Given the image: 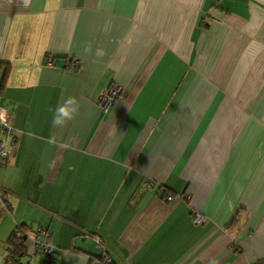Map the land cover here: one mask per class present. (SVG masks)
I'll use <instances>...</instances> for the list:
<instances>
[{
	"label": "crops",
	"instance_id": "obj_1",
	"mask_svg": "<svg viewBox=\"0 0 264 264\" xmlns=\"http://www.w3.org/2000/svg\"><path fill=\"white\" fill-rule=\"evenodd\" d=\"M0 107V264H264V0H0Z\"/></svg>",
	"mask_w": 264,
	"mask_h": 264
},
{
	"label": "built area",
	"instance_id": "obj_2",
	"mask_svg": "<svg viewBox=\"0 0 264 264\" xmlns=\"http://www.w3.org/2000/svg\"><path fill=\"white\" fill-rule=\"evenodd\" d=\"M53 58L52 54L46 56L44 60L45 65L49 67L53 66ZM71 65L72 68H78L81 65V61L73 60ZM120 91L121 89L119 87L112 86L108 90L101 92L98 98V103L101 108L105 110L107 105H110L116 98L120 97ZM17 138L18 131L11 123L10 111L0 107V168L7 166L10 158V149L16 144ZM182 198L184 200H188L189 195L183 194ZM172 199L173 198L170 195L165 196L166 201H172ZM0 201H2L1 197ZM207 222V217L202 213L198 211H194L192 213L191 223L193 226H203ZM41 232H43L42 229H37L33 232L31 229L21 230L18 226H16V230L13 234L19 239L23 246H26L28 242L32 244L33 252L43 256L42 264H56L54 246L46 240H41L39 236ZM7 261L11 262V264H22L12 252L7 254ZM90 261L92 264H114L113 258L105 248H102L101 253L98 256L90 257Z\"/></svg>",
	"mask_w": 264,
	"mask_h": 264
},
{
	"label": "clouds",
	"instance_id": "obj_3",
	"mask_svg": "<svg viewBox=\"0 0 264 264\" xmlns=\"http://www.w3.org/2000/svg\"><path fill=\"white\" fill-rule=\"evenodd\" d=\"M78 111V104L74 97H69L64 101V104L59 106L55 112L53 125L63 127L65 124L74 118Z\"/></svg>",
	"mask_w": 264,
	"mask_h": 264
},
{
	"label": "trees",
	"instance_id": "obj_4",
	"mask_svg": "<svg viewBox=\"0 0 264 264\" xmlns=\"http://www.w3.org/2000/svg\"><path fill=\"white\" fill-rule=\"evenodd\" d=\"M6 72H4L5 75ZM21 230H23V227L18 226ZM16 230V228L14 229V231ZM14 233V232H13ZM12 233V235L10 236L9 240H8V250L10 252H12L16 258H20L23 255V244L20 243L19 239L16 238L14 236V234ZM115 264V263H114Z\"/></svg>",
	"mask_w": 264,
	"mask_h": 264
},
{
	"label": "rangeland",
	"instance_id": "obj_5",
	"mask_svg": "<svg viewBox=\"0 0 264 264\" xmlns=\"http://www.w3.org/2000/svg\"><path fill=\"white\" fill-rule=\"evenodd\" d=\"M1 211V210H0ZM1 217V216H0Z\"/></svg>",
	"mask_w": 264,
	"mask_h": 264
}]
</instances>
